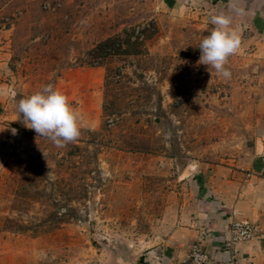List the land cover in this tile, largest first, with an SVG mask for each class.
Segmentation results:
<instances>
[{
  "label": "rangeland",
  "instance_id": "374dc122",
  "mask_svg": "<svg viewBox=\"0 0 264 264\" xmlns=\"http://www.w3.org/2000/svg\"><path fill=\"white\" fill-rule=\"evenodd\" d=\"M170 4L0 0V81L17 130L0 145V264H131L192 194L199 164L254 148L253 80L237 63L229 77L200 64L203 38ZM46 85L81 114V135L62 147L18 110Z\"/></svg>",
  "mask_w": 264,
  "mask_h": 264
},
{
  "label": "crops",
  "instance_id": "0c3cea01",
  "mask_svg": "<svg viewBox=\"0 0 264 264\" xmlns=\"http://www.w3.org/2000/svg\"><path fill=\"white\" fill-rule=\"evenodd\" d=\"M165 1L173 5L181 30L199 40L210 35L219 17L228 18L240 36V48L228 61L254 82L255 145L234 158L199 164L192 194L173 202L159 242L131 264H188L196 245L214 264H264V0ZM9 103L8 86L0 81V145L12 132ZM234 221L255 225L254 238L231 246Z\"/></svg>",
  "mask_w": 264,
  "mask_h": 264
},
{
  "label": "clouds",
  "instance_id": "9594fccd",
  "mask_svg": "<svg viewBox=\"0 0 264 264\" xmlns=\"http://www.w3.org/2000/svg\"><path fill=\"white\" fill-rule=\"evenodd\" d=\"M210 35L203 38L199 49V63L214 68L217 73L229 77L225 68L229 56L235 54L241 45L238 33L229 28L228 18H214ZM23 124L34 130L39 137H45L57 146L74 142L81 135V114L69 102V97L52 85L18 101ZM13 135L16 129H11ZM51 172L49 173V175ZM48 175V176H49Z\"/></svg>",
  "mask_w": 264,
  "mask_h": 264
},
{
  "label": "built area",
  "instance_id": "2783aa9c",
  "mask_svg": "<svg viewBox=\"0 0 264 264\" xmlns=\"http://www.w3.org/2000/svg\"><path fill=\"white\" fill-rule=\"evenodd\" d=\"M257 227L248 222L234 221L230 225V245L247 242L254 238L257 233ZM188 264H214L209 255L200 245H196L191 252Z\"/></svg>",
  "mask_w": 264,
  "mask_h": 264
}]
</instances>
